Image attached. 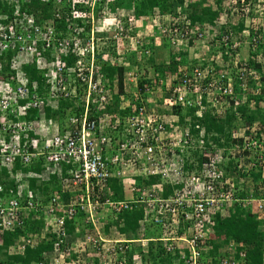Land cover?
<instances>
[{
	"label": "built area",
	"instance_id": "built-area-1",
	"mask_svg": "<svg viewBox=\"0 0 264 264\" xmlns=\"http://www.w3.org/2000/svg\"><path fill=\"white\" fill-rule=\"evenodd\" d=\"M7 1L12 4L28 0ZM64 1L71 5L64 33L58 34L53 22L39 25L28 14L20 15L18 8L15 17L0 26V53H12L6 73H2L4 67L0 64V170L5 168L15 184L14 190L6 192L0 183V193L4 194L0 196V235L21 229L28 219L42 222L40 232L21 237L7 251L8 255L22 254L25 248H34L38 241H51L52 251L32 264H128L127 246L138 244L146 252L148 242L153 239H145L140 234L137 239L105 236L100 213L105 209L116 217L131 204H141L144 209L141 227L151 222L160 227L162 236L157 240L163 242L172 264H213L201 254L208 239L207 226L215 212L237 201L235 184L225 177L222 162L232 160L241 175L255 169L257 163L264 164L263 134L254 126L238 128L231 133L232 139H237L231 144V151L226 153L223 148L216 158L211 155V149L200 152L201 161L195 162L194 157L189 159V154L204 150L200 138L203 130L200 128L197 137H192L185 128L168 135L169 138L163 136L162 117L147 110L146 99L141 96L160 95L163 82L151 80L140 89L138 75L125 70L124 87L129 98L125 104L121 97L120 108L132 101L140 107L134 106L132 113L125 117L122 129L116 115L106 112L112 103V92L96 77V55L99 46L106 41L121 45L128 41L132 22L125 25L118 16L102 11L96 18L94 9L98 0H54L58 5ZM207 2L217 8V0ZM75 5L86 7L87 11L74 8ZM221 5V14L212 28L189 29L183 24L182 16H166V25L155 22L171 46L176 48L187 43L191 33L195 50L199 47L192 55L196 65L188 70L184 65L179 73L181 82L170 90L165 107L172 109L179 103L182 107L197 106L198 115L207 109L213 115L222 116L230 106L235 109L239 104L252 101L253 97L264 96L260 74L245 64L233 76L229 70L213 72L211 67H201V58L207 51L219 55L221 48L224 54L236 55L232 61L236 67L241 43L232 37L228 27L237 20L243 23L238 38L247 41L252 53L264 46V36L259 33L264 0H221ZM77 18L82 26L74 21ZM85 26H88L87 31ZM212 42L218 45L216 50H212ZM48 49L55 51L52 62L55 69L49 74L52 84L46 87L45 96H40L28 88L23 66L30 64L33 58L38 65L47 66L41 53ZM68 55L74 58L73 63L65 66L60 60ZM258 58L256 55L257 61ZM60 100L82 107L81 113L68 116L63 125L41 115L35 120L25 119L29 110L39 112L44 105ZM259 104L264 107L263 102ZM249 106L254 105L250 102ZM107 130L115 134L111 136ZM124 135L131 138L122 137ZM173 148L186 152L187 160L183 156L176 158ZM38 159H42L40 174L23 172L22 168ZM186 162L196 170H184ZM16 163L21 168L14 167ZM65 164H69L70 169L63 175ZM141 173L158 176L161 184L169 185L171 190L167 196H163L161 186H153L149 191L138 188L133 176ZM48 176H56L61 183L60 191L42 197L39 191L29 187V179ZM111 178L120 179L125 185L124 193L128 192L129 196L124 194L123 200H111L112 192L107 186ZM241 203L264 213V196L247 197ZM68 223L73 225L72 233L68 232ZM229 246L232 251L234 245ZM131 264L147 263L141 255L134 254ZM214 264L239 263L222 256Z\"/></svg>",
	"mask_w": 264,
	"mask_h": 264
},
{
	"label": "trees",
	"instance_id": "trees-1",
	"mask_svg": "<svg viewBox=\"0 0 264 264\" xmlns=\"http://www.w3.org/2000/svg\"><path fill=\"white\" fill-rule=\"evenodd\" d=\"M216 5L217 8L214 9L207 0H98L94 9L96 18L99 16V11L111 13L113 15H116L117 11H119V14H117L119 16L118 18L124 21L125 25H127L129 21L132 22L130 29L132 40L126 42L128 43L127 48H124L120 43H115L104 47L101 51H98L96 55V77L105 89L108 88L116 94L115 103L110 110L118 112L121 116H125L132 113L134 106L140 107L139 103L132 101L125 111L118 110V106L120 105L117 104L121 102V97L125 99L126 95V89L124 87V60H127L136 65H141L142 63L150 65L153 68V77H142V79L138 81V88L142 89V84L149 83L151 80H163V85L161 84V91L163 92L160 95H141L146 99L144 104L146 109L155 112V114L159 116L162 110L161 107L164 105L165 99L169 96L170 90L181 82L179 73L182 72L181 70L184 65H186L188 70L190 66L194 67L196 65V61H193L191 58L186 60V50L182 51V49L171 46L168 39L159 32L155 22H162L163 25H166L168 22L164 23L162 17L168 16L175 18L182 16L185 19L183 24H187L189 29L192 27H197L200 30H203L205 27L212 28L214 26V21L217 20L221 14V0H217ZM16 8H18L17 12L20 13V15L21 13L28 14L34 18L35 22L39 25L48 21L53 22L55 31L58 34L66 31L65 20L66 16H70L71 11V5L68 1H64L58 5L54 0H28L12 4H9L7 0H0L1 27L5 26L9 20L15 17ZM74 8L87 11V8L81 5H75ZM58 15H60V17ZM259 20V33L264 36V13L259 16ZM74 21L76 24L81 25L80 19L77 18ZM87 29L88 26H85L86 31ZM242 29L243 24L241 22L236 23L231 28L232 37L235 38L234 36L239 35ZM190 37L192 38L191 33H189V37L186 39L188 48L194 44ZM159 38L162 39V43L159 44L160 46L155 44L156 39ZM236 40L241 41L240 39ZM131 45L135 47V51L132 49ZM164 48L169 52L167 64H155L154 55L152 54L153 50H162ZM258 48L257 50H263V57L261 56L262 60L260 63L256 59L257 50L255 53L251 52L248 58L241 57V50H239L237 55L239 61L236 63V67H233L232 61L236 55L224 54L223 48H221V54L219 55L207 51L205 54L206 56H202L201 58L203 64L201 67L203 69L204 67H211L213 72L229 70L230 74L233 76L236 70L238 71L239 68L242 69L245 64L255 69L256 72L260 74L263 83L261 90L264 92V46ZM41 56L45 58L47 66L42 67L38 65L36 63L37 59L33 58L30 64H25L23 66V70L28 79V88L30 91H36L37 94L43 96L46 87L49 86L50 83L52 84V76L49 74L50 71L53 72L55 69L54 64H52L55 58V51L51 49L44 50ZM11 59V51L0 53V64H3L4 67L3 74L8 71V64L11 62ZM73 59L71 55H68L66 58H61L60 62L65 66H70L73 63ZM135 60H137L138 64L133 62ZM112 63H114V65ZM168 76L170 80L165 83L164 81H166ZM32 88L34 90H32ZM250 102L254 105L252 108L249 106ZM250 102L249 104H239L235 109L230 106L222 117L214 116L207 109L201 110L200 115H198L196 114L198 110L197 106L182 107L178 103L172 108L176 114V121L169 122L161 115L162 122H160V124L163 127L162 134L169 138L168 135L180 133L185 128L192 137H197L201 128L204 132L200 137L201 141L204 143V150H198L191 155L189 154V159L194 157L195 162L198 163L201 161V153L210 152V149L211 155L215 158L220 155L219 150L223 148L226 153L231 151V144L237 142V139H232L231 133L244 126H254L256 129H260L258 133L263 134L262 141L264 143V109L262 105L259 104V102H263L264 104V96L253 97ZM81 111L82 107H74L72 102L60 100L44 105L41 111H39L40 113L37 109L29 110L25 119L35 120L41 115L45 119H50L63 125L64 120L68 116L73 114L79 115ZM165 113H167V111H165ZM238 119H240V121ZM196 126L198 128H196ZM122 137L127 139L131 138L130 135H124ZM172 153H175V157L178 159L180 156H183L185 160H187L186 152H180L179 148H173ZM222 156L225 158V152H223ZM243 163L246 164L247 161ZM226 164L227 168H224L226 174L231 176L235 175L236 177L233 176L234 179L237 178L238 174L235 170L233 161L229 159L226 161ZM41 165L42 159H38L29 166L22 168V170L23 172L32 171L40 174L42 172ZM15 166L21 168L17 163L14 167ZM198 166L197 168H199ZM254 168L255 169L244 175L251 179L252 186L249 188L250 192L242 189V182V187H236L234 192L238 202L227 206L225 210L223 209L213 214V220L209 225V238L205 244L208 246L207 254L209 261L213 264L221 257V255L218 254L219 250L229 243H234L236 245L234 253L236 261H241L242 264H264V228L260 229L261 222L259 220L260 215L264 213H260L258 216L256 215L257 213H253L249 208L242 207L239 202L241 199L247 197L257 199L264 196V176L263 178L261 177L264 171V164L260 165L257 163ZM69 169V164L63 165V171L65 173L63 175H66V171ZM185 169L186 171L196 170L195 167L187 162L185 163L184 170ZM8 176L5 168L0 170V183L3 184L6 192L10 189H15L14 181L9 179ZM133 178L137 182L138 188L142 187L148 189V191L152 190L153 186H161L162 189L164 188V197H166L171 190L169 185L161 184L160 178L155 175H144L141 173L133 176ZM28 183L29 187L35 191H39L42 197L60 191L61 184L55 176H48L44 179L32 178L28 180ZM107 184L108 189L112 192V196H110L111 200L120 201L124 199L125 185L120 179L111 178ZM3 195V193H0V196ZM225 212L226 214L223 215ZM143 220V206L141 204H131L128 209L116 215L114 222L112 221V225H115L117 230L113 231L112 228H110L112 226L108 223L106 224L104 232H106L108 237L114 238L137 239L138 234H140L145 239H153L148 242L146 252H144L138 244L126 245L128 247V250H126L128 264L132 263L134 254L141 255V259L144 260V262L150 260L154 264L168 263L171 255L166 253L163 242L157 240L162 236L160 227L152 222L144 223L141 227V222ZM41 228V221L28 219L24 221V225L21 229H17L13 232H3L0 235V252H2V255L0 254V264H32L40 260L44 253H50L52 251L51 241H38L34 248L27 247L22 254L8 255L7 253L10 247L17 244L21 237H25L32 233H38ZM67 228L68 232L72 233L74 229L73 225L68 223ZM150 229L157 231L158 235L149 237L147 232ZM241 253L243 256H240ZM201 254L203 255L204 253L201 252Z\"/></svg>",
	"mask_w": 264,
	"mask_h": 264
},
{
	"label": "rangeland",
	"instance_id": "rangeland-1",
	"mask_svg": "<svg viewBox=\"0 0 264 264\" xmlns=\"http://www.w3.org/2000/svg\"><path fill=\"white\" fill-rule=\"evenodd\" d=\"M117 14H119V11H117ZM117 14L114 15V17L118 16ZM166 20H168V18L165 16L163 21L165 22ZM103 22L104 21H102L100 23H103ZM235 22L239 23L238 20L235 21ZM128 35H129V38H130L128 41L130 42L132 40L131 31L128 32ZM126 42H122V45H123L124 48H127L128 43H126ZM160 43H162V39L161 38L156 39L155 44L160 46L159 45ZM241 45L242 46L240 48V50H241L240 56L245 58L249 54L250 48H248V46L245 45L244 41L242 42ZM107 46H109V43H106L105 45L104 44L100 45L99 49H103L104 47H107ZM131 47L135 51V47L132 46V45H131ZM177 48L182 49V51L186 50L187 53H189V55L186 56V60H187L188 57H190L192 55H195V50H193V47H191V48L189 47L188 48L186 43H181ZM258 53L263 57V50H258ZM152 54L154 55L155 64H161V63H164V62H166L168 60L169 52L164 48L162 50H157V49L153 50ZM124 61H125V71H132L133 73H136L138 75V77H139L138 80H141L142 77H144V78H152V76H153V68H152V66L147 65V64H142V63H141V65H136V64H133L132 62L130 63V61H127V60H124ZM133 62L137 63V60H135ZM161 108H162V110L160 112V116L163 115V113L165 111H167L166 116L163 115L165 120H167L169 122L176 121V118H175L176 114L174 113L173 109H171L169 107H165L164 105H162ZM150 109H152V108H150ZM263 109H264V107H263ZM238 120L240 121V119H238ZM239 121H237V122H239ZM233 176L236 177L235 175H233ZM233 176L230 177L231 180H234V181L238 180V178L234 179ZM263 176H264V171H263V175L261 177L263 178ZM241 181L243 182V185L241 184L243 187L241 185H237L236 187H239V188L242 187L243 190L250 192L249 188L252 186L251 179L245 177V178H241ZM260 218L263 219V220H260V222H261L260 229H262V228H264V214L260 215ZM115 219H116V217H114L113 215L109 214V212H107L105 209H102V211L100 213L99 220H100V223H101V227H103V230H104V225H106L108 223H110V225L112 226L110 228H112L113 231L117 230L115 225L114 226L112 225V223L114 222ZM147 234H148L149 237H155V236L158 235L157 231H155L154 229H152V230L150 229L147 232ZM104 235L107 236L106 234H104ZM0 254L2 255V252H0ZM146 263L147 264H154L150 260L148 262H146ZM156 264H160V263H156ZM164 264H167V263L164 262ZM239 264H242V262L240 261Z\"/></svg>",
	"mask_w": 264,
	"mask_h": 264
},
{
	"label": "clouds",
	"instance_id": "clouds-1",
	"mask_svg": "<svg viewBox=\"0 0 264 264\" xmlns=\"http://www.w3.org/2000/svg\"><path fill=\"white\" fill-rule=\"evenodd\" d=\"M242 23V22H241ZM236 24V23H235ZM243 24V23H242ZM231 26H229L228 27V30L231 32ZM106 35V34H105ZM240 35H237V36H234V37H236L235 39H239L238 37H239ZM241 39V38H240ZM106 43H109V45H112V44H115L114 42H112V41H106L105 43H104V45L106 44ZM240 43L242 44V42L240 41ZM244 43H245V45H247L248 46V48H250L249 47V45L247 44V41H245L244 40ZM103 45V44H102ZM242 46V45H241ZM241 46H240V48H241ZM211 47H212V50H216L217 49V47H218V45L217 44H214V42H212V44H211ZM260 47H262V46H260ZM259 49V48H258ZM98 51H101V49H99ZM252 52V50L250 49V52H249V54L246 56L247 58L249 57V55H250V53ZM257 55L259 56V58H258V62L260 63L261 62V55L258 53V50H257ZM112 92V103H111V106H109V107H107L106 108V112L108 113V114H113V115H116V117H117V119H119V122H120V124H121V128H122V126L124 127V123H123V121H124V119H125V117L128 115H125V116H121V114H119L118 112H114V111H111L110 110V108L114 105V103H115V96H116V94L113 92V91H111ZM251 97V96H250ZM249 97V98H250ZM129 98V97H128ZM127 97H126V95H125V99H124V103L126 104V102H127V99H128ZM248 102H249V100H248ZM247 102V103H248ZM117 105H120V103H118ZM123 108H120V106H118V110L119 111H125L126 110V108H128L129 107V105L127 104V106H122ZM228 108H226L225 109V111L227 110ZM214 116H216V115H214ZM223 116V115H222ZM222 116H217V117H222ZM163 117V116H162ZM111 120H112V118H111ZM123 129V128H122ZM122 129H121V131H122ZM108 134H110L111 136H113L114 134H115V132H113V133H111V131H106ZM224 168H227V164H226V161L225 162H222V171H223V173H224V175H225V177H227V178H229V179H231L230 177H231V175H228V174H226V171H225V169ZM238 174V180H236V181H234V180H232L233 181V183L235 184V188H236V186L237 185H241L242 184V181H241V178H243V176L245 175H241L240 173H237ZM241 175V176H240ZM56 177V176H55ZM244 178H245V176H244ZM125 194V196H129L128 195V192H126V193H124ZM234 198H236L235 197V195H234ZM246 199V198H245ZM241 200H243V199H241ZM241 200L239 201L240 203H241ZM235 202H238V199H237V201H233L232 203H228V204H226V206L224 207V210H225V208L227 207V206H229V205H231V204H233V203H235ZM241 205H242V203H241ZM242 207H244V208H249L250 210H252V212L253 213H257L256 215H260V213L259 212H256L255 210H254V208L252 207V205H248V206H242ZM226 214V212L223 214V215H225ZM258 218V217H257ZM259 220H263L262 218H259ZM212 222V221H211ZM210 223L208 224V226H207V228H208V231H209V234H210ZM263 229V228H262ZM209 234H208V238H209ZM208 240V239H207ZM230 244H232V245H234V248H235V244L234 243H229V244H226L225 246H226V249H227V251L229 252V253H231V251L229 250V245ZM207 248H208V246L206 245V248L203 250V255H202V258L204 259H207V260H209V257H208V254H207ZM223 248H224V246L219 250V252H218V254H220L221 255V257L223 256V257H228V258H231L230 257V255L231 254H229V255H227V252H224V251H222L223 250ZM220 258V257H219ZM204 259V260H205ZM232 259H234V258H232ZM235 260V259H234ZM236 261V260H235ZM238 263H240L239 261H237Z\"/></svg>",
	"mask_w": 264,
	"mask_h": 264
},
{
	"label": "crops",
	"instance_id": "crops-1",
	"mask_svg": "<svg viewBox=\"0 0 264 264\" xmlns=\"http://www.w3.org/2000/svg\"><path fill=\"white\" fill-rule=\"evenodd\" d=\"M235 25V24H234ZM234 25H231V28L234 26ZM231 30V29H230ZM240 34V33H239ZM241 40V42H243L244 41V39H240ZM191 47H193V50H195V46L194 45H192ZM190 47V48H191ZM198 47V46H197ZM199 51V47H198V50L196 51L195 50V52H198ZM189 55V53H187V56ZM189 59L191 58L192 59V56H190V57H188ZM187 58V59H188ZM168 61V60H167ZM167 61L166 62H164L165 64H167ZM194 61V60H193ZM199 63H200V61H199ZM201 64H202V61H201ZM153 77V76H152ZM169 76L167 77V79H166V81H164L165 83H167V81L169 82ZM159 81H161V82H163V80H161V79H159ZM163 115H165L166 116V113L164 112L163 113ZM162 115V116H163ZM105 228H106V225H104V231H105ZM105 234H106V232H104ZM107 235V234H106ZM108 236V235H107ZM236 247V246H235ZM222 251H224V252H227V255H229V254H231L230 255V257L231 258H234L235 257V248L231 251V253H229L228 251H227V249H226V246H224V248H223V250ZM235 259V258H234ZM172 259H169V261H168V263L167 264H172Z\"/></svg>",
	"mask_w": 264,
	"mask_h": 264
}]
</instances>
